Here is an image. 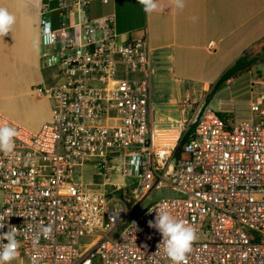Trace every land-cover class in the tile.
<instances>
[{"label":"built area","instance_id":"built-area-1","mask_svg":"<svg viewBox=\"0 0 264 264\" xmlns=\"http://www.w3.org/2000/svg\"><path fill=\"white\" fill-rule=\"evenodd\" d=\"M88 4L60 2L57 12L64 17ZM114 26L108 16L55 28L51 10H43L42 62L55 76L34 90L51 101V119L32 130L0 111V125L19 133L14 152L0 153V234L17 228L13 262L171 264L163 246L157 248L161 234L148 223L157 215L153 209L166 208L197 231L187 264H264V91L250 118L207 107L187 114L177 137L173 130L158 132L155 52L145 33L123 42ZM95 159L107 170L123 161V176L137 180L133 210L155 190L181 196L156 202L115 238L128 214L126 204L113 200L121 186L93 191L76 177Z\"/></svg>","mask_w":264,"mask_h":264},{"label":"crops","instance_id":"crops-1","mask_svg":"<svg viewBox=\"0 0 264 264\" xmlns=\"http://www.w3.org/2000/svg\"><path fill=\"white\" fill-rule=\"evenodd\" d=\"M75 1L0 0V7L16 17L11 32L0 38V87L18 78L27 82L31 76H38L46 86L52 84L47 83L49 72L54 69L42 62L41 23L45 7L51 10L52 22L58 27L82 18L114 16V31L121 41H129L140 33L147 35L159 70L153 126L158 132L173 130L175 138L176 126L182 127L188 114L181 107L187 100L181 101L187 97V87L189 91L213 87L240 57L264 42V0H185L182 10L176 9L171 0H159L163 10L151 14L143 11L138 0H85L89 3L86 8L61 17L57 12L59 3L71 6ZM30 93L37 94L35 90ZM246 113L247 118L252 116L250 109ZM50 119L51 111L39 129Z\"/></svg>","mask_w":264,"mask_h":264},{"label":"rangeland","instance_id":"rangeland-1","mask_svg":"<svg viewBox=\"0 0 264 264\" xmlns=\"http://www.w3.org/2000/svg\"><path fill=\"white\" fill-rule=\"evenodd\" d=\"M53 19L55 15H52ZM55 28L56 24L54 25ZM120 40V39H119ZM264 42L260 43L251 51L252 57L258 61L253 64L249 70L242 75L233 78L230 84L224 85L213 97L211 102L206 106V97L210 93L212 86L199 88L189 91L187 87V99L181 104L184 114H194L210 107L212 110L222 113L224 116H232L238 120L247 118L246 111L250 109L251 104L258 101L261 92L264 91ZM54 70H50L49 83L54 80ZM38 76H31L27 82L21 78L14 80L11 84L0 87V110L13 120L31 128L39 129L46 120L47 115L52 110V103L47 99H41L37 94L30 93L38 86H44ZM46 85V84H45ZM183 86V85H182ZM182 88V87H181ZM159 92V91H158ZM188 102V103H187ZM181 103V102H180ZM185 107V108H184ZM192 109V110H191ZM222 115V116H223ZM181 124L176 126L179 132ZM186 126H182L184 131ZM104 163L95 159L87 163L76 172V177L83 179L87 184L91 183L90 189L93 191L107 190L112 192L113 185H120L121 190L115 193L113 200L120 204L127 205L126 221L115 232L114 237L118 238L124 229L135 220L145 209L149 208L156 202L168 197H180V193L173 191L171 188L153 191L136 209H132L136 199L133 191L137 185V180L131 176H123V161L117 160L112 169L107 170ZM103 186V184H105ZM0 209H1V192H0ZM17 264V262H12Z\"/></svg>","mask_w":264,"mask_h":264},{"label":"clouds","instance_id":"clouds-1","mask_svg":"<svg viewBox=\"0 0 264 264\" xmlns=\"http://www.w3.org/2000/svg\"><path fill=\"white\" fill-rule=\"evenodd\" d=\"M143 11L151 14L162 11L163 7L159 0H138ZM171 4L182 10L185 0H171ZM195 19V17L193 18ZM16 17L6 8L0 7V38L7 36L14 24ZM19 135L17 129L10 125H0V153L10 155L15 150L16 137ZM157 212L154 221H149V226L155 228L161 234V242L157 248L163 246V251L170 259L171 264H187L186 255L191 251L193 243L198 239L196 229L187 221L178 219L165 209H153ZM10 215V214H9ZM3 218L0 217V229L4 228ZM53 231L49 225L42 229L44 235ZM17 228L9 226L6 233L0 234V264H12L19 255L20 242L16 239ZM7 241L3 243V241Z\"/></svg>","mask_w":264,"mask_h":264},{"label":"trees","instance_id":"trees-1","mask_svg":"<svg viewBox=\"0 0 264 264\" xmlns=\"http://www.w3.org/2000/svg\"><path fill=\"white\" fill-rule=\"evenodd\" d=\"M264 57V52H263ZM258 61L256 57H252L250 52L245 53L242 57H240L213 85L210 93L206 97V106L211 102L214 95L224 86L227 85L230 80L238 75L245 74L249 68ZM223 115V114H221ZM194 131V126L192 125L189 131L187 132V136H185L178 146L176 151V158L180 159L182 157V147L185 142L188 141V136Z\"/></svg>","mask_w":264,"mask_h":264}]
</instances>
